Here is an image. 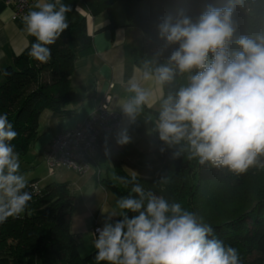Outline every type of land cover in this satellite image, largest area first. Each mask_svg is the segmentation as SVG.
Here are the masks:
<instances>
[{"label":"clouds","instance_id":"9594fccd","mask_svg":"<svg viewBox=\"0 0 264 264\" xmlns=\"http://www.w3.org/2000/svg\"><path fill=\"white\" fill-rule=\"evenodd\" d=\"M70 11L61 0H37L24 15L25 31L35 38L32 59H51L49 46L69 27ZM231 17V6H209L195 20L182 12L175 20L166 18L158 25L159 37L165 48L178 47L166 62L155 67L146 62L136 70L141 76L129 79L131 95L120 107L133 122L144 107L152 108L154 93L141 80L153 81L161 101L155 121L159 139L168 145L186 142L190 158L239 174L264 155V34L240 36L238 50L230 51ZM185 74L187 82L165 97L164 86ZM17 135L7 113L0 114V224L19 217L32 199L11 143ZM130 140L126 128L116 135L118 145ZM116 179L131 188L116 201L120 213L108 214L97 230V264H239L237 250L217 239L203 218L143 187L135 172Z\"/></svg>","mask_w":264,"mask_h":264},{"label":"trees","instance_id":"16d2710c","mask_svg":"<svg viewBox=\"0 0 264 264\" xmlns=\"http://www.w3.org/2000/svg\"><path fill=\"white\" fill-rule=\"evenodd\" d=\"M61 2L71 7L66 13L69 27L54 45L49 46L51 59L40 63L29 56L30 46L35 42L31 36L26 51L12 66L0 72L3 79L0 83V114L7 113L18 133L11 143L19 155L26 154L38 140L39 119L44 110L60 116L72 114L65 110L72 99L70 78L77 60L93 52V39L87 32L86 19L74 18L79 5L97 16L110 11L116 2L123 4L128 26L140 29L149 40L148 49L137 50L134 54L135 64L142 70L146 62H152V67L166 62L178 47H164L158 25L168 17L175 20L181 12L195 20L209 6H231L234 35L229 44L230 51L238 50L235 41L240 36L255 38L264 31V0ZM186 82V74L177 75L173 83L164 86V96L174 93ZM157 117L158 113H154L150 128L159 142L161 169L155 178L137 177V182L203 218L217 239L237 250L239 264H264V155H258L256 163L239 174L209 163L202 165L198 158H190L186 142L168 145L159 139L155 130ZM116 174L131 177L119 165ZM29 185L25 190L30 192ZM110 188L114 194L123 197L129 194L131 185H110ZM74 201L65 184L51 183L40 194H32L24 213L0 224V264H97L96 252L85 258L78 254L70 230Z\"/></svg>","mask_w":264,"mask_h":264},{"label":"crops","instance_id":"0c3cea01","mask_svg":"<svg viewBox=\"0 0 264 264\" xmlns=\"http://www.w3.org/2000/svg\"><path fill=\"white\" fill-rule=\"evenodd\" d=\"M36 2L32 0L31 8ZM13 3L14 0H0V72L12 66L30 44L31 36L25 31L23 18L12 19ZM116 8L113 5L110 11L97 16H92L82 5L76 8L74 18L86 19L87 32L93 39V52L77 60L70 78L72 99L65 110L72 114L60 116L44 110L39 119V138L30 150L45 158L56 136L77 128L110 95L111 109L120 116L119 129L99 142L91 168L95 173L103 175L106 171L109 175L116 174L119 165L129 176L135 172L139 178H148L150 173L161 168L159 142L150 128L154 113L159 111L160 92L153 81L141 80L142 86L154 93L153 107H144L134 122L122 112L121 102L131 95L127 91V82L134 75L138 79L141 76V72L136 71L140 68L135 64V51L148 49L149 40L140 29L128 26L125 12L121 14ZM2 81L0 77V83ZM125 128L131 140L121 146L116 143V135Z\"/></svg>","mask_w":264,"mask_h":264},{"label":"rangeland","instance_id":"374dc122","mask_svg":"<svg viewBox=\"0 0 264 264\" xmlns=\"http://www.w3.org/2000/svg\"><path fill=\"white\" fill-rule=\"evenodd\" d=\"M114 5L117 7L116 10L123 14V4L116 2ZM75 18L81 20L77 16ZM19 158L21 173L25 175L28 183L39 181L43 187L51 183L68 186L70 194L75 198L70 230L77 244L78 254L81 258H85L95 253L97 250L93 243L94 230L97 227H103L108 214H119L121 211L116 206V201L121 197L114 194L110 188V185L122 186L121 182L116 179L117 174L107 175L105 171L102 175L95 173L91 168L88 173L80 175L64 168L50 176L43 156L29 149L26 154L19 155ZM160 169L150 173L148 178L142 179L155 178ZM120 218L113 217V222Z\"/></svg>","mask_w":264,"mask_h":264},{"label":"built area","instance_id":"2783aa9c","mask_svg":"<svg viewBox=\"0 0 264 264\" xmlns=\"http://www.w3.org/2000/svg\"><path fill=\"white\" fill-rule=\"evenodd\" d=\"M32 0H14L13 20H19L31 9ZM120 116L111 109V97L107 95L96 111L72 131L56 136L45 154V161L52 176L59 169H69L80 175L88 173L97 146L105 137L118 131ZM44 187L41 182L29 185L30 193L38 195ZM97 227L94 230L98 236Z\"/></svg>","mask_w":264,"mask_h":264}]
</instances>
